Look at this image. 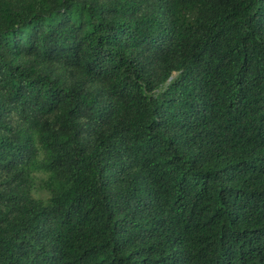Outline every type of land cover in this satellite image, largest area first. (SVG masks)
<instances>
[{"label": "trees", "instance_id": "1", "mask_svg": "<svg viewBox=\"0 0 264 264\" xmlns=\"http://www.w3.org/2000/svg\"><path fill=\"white\" fill-rule=\"evenodd\" d=\"M0 264H264V0H0Z\"/></svg>", "mask_w": 264, "mask_h": 264}, {"label": "rangeland", "instance_id": "2", "mask_svg": "<svg viewBox=\"0 0 264 264\" xmlns=\"http://www.w3.org/2000/svg\"><path fill=\"white\" fill-rule=\"evenodd\" d=\"M43 179V177H40L36 180V189L33 191V194L36 198L46 199L48 196L46 190L44 189Z\"/></svg>", "mask_w": 264, "mask_h": 264}]
</instances>
